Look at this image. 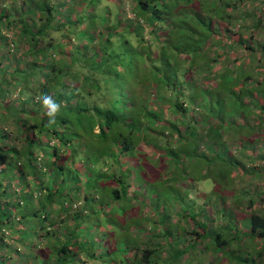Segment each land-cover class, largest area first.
Masks as SVG:
<instances>
[{"label": "trees", "instance_id": "obj_1", "mask_svg": "<svg viewBox=\"0 0 264 264\" xmlns=\"http://www.w3.org/2000/svg\"><path fill=\"white\" fill-rule=\"evenodd\" d=\"M262 182L264 0H0V264H264Z\"/></svg>", "mask_w": 264, "mask_h": 264}, {"label": "clouds", "instance_id": "obj_2", "mask_svg": "<svg viewBox=\"0 0 264 264\" xmlns=\"http://www.w3.org/2000/svg\"><path fill=\"white\" fill-rule=\"evenodd\" d=\"M38 100L42 103V106L45 109L44 114L48 117V126H52L55 124L56 116L61 110V104L54 100L51 95L47 94L38 97Z\"/></svg>", "mask_w": 264, "mask_h": 264}, {"label": "rangeland", "instance_id": "obj_3", "mask_svg": "<svg viewBox=\"0 0 264 264\" xmlns=\"http://www.w3.org/2000/svg\"><path fill=\"white\" fill-rule=\"evenodd\" d=\"M233 151H234V149H232V152H233ZM261 186L264 188V182L261 183ZM198 191H199V193H201V197L198 198L197 202L201 203V202L204 201L202 195H205V194L207 195V194H209L210 186H203V187H201V189H199ZM209 195H210V194H209ZM191 197H192V196H191ZM209 209H210V213H211V212H212V213H215V211H213L211 208H209ZM263 247H264V246H263Z\"/></svg>", "mask_w": 264, "mask_h": 264}]
</instances>
